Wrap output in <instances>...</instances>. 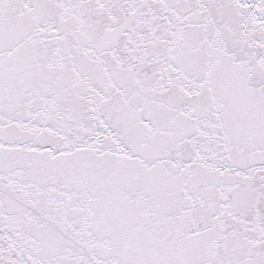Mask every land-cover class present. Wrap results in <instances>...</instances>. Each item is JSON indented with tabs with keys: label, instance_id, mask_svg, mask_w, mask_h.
<instances>
[{
	"label": "snow or ice",
	"instance_id": "obj_1",
	"mask_svg": "<svg viewBox=\"0 0 264 264\" xmlns=\"http://www.w3.org/2000/svg\"><path fill=\"white\" fill-rule=\"evenodd\" d=\"M0 264H264V0H0Z\"/></svg>",
	"mask_w": 264,
	"mask_h": 264
}]
</instances>
